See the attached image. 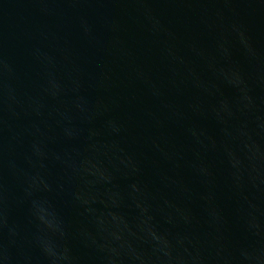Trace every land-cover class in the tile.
I'll return each mask as SVG.
<instances>
[{
    "label": "water",
    "instance_id": "1",
    "mask_svg": "<svg viewBox=\"0 0 264 264\" xmlns=\"http://www.w3.org/2000/svg\"><path fill=\"white\" fill-rule=\"evenodd\" d=\"M0 264H264V0H0Z\"/></svg>",
    "mask_w": 264,
    "mask_h": 264
}]
</instances>
